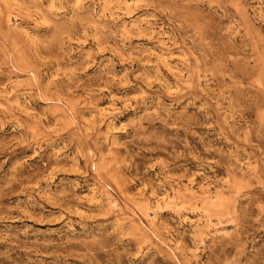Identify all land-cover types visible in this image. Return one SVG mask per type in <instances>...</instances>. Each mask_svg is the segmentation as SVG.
<instances>
[{
  "label": "rangeland",
  "instance_id": "374dc122",
  "mask_svg": "<svg viewBox=\"0 0 264 264\" xmlns=\"http://www.w3.org/2000/svg\"><path fill=\"white\" fill-rule=\"evenodd\" d=\"M0 264H264V0H0Z\"/></svg>",
  "mask_w": 264,
  "mask_h": 264
}]
</instances>
